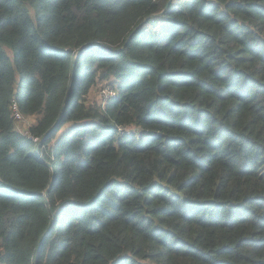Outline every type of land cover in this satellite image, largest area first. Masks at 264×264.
<instances>
[{
    "label": "trees",
    "instance_id": "16d2710c",
    "mask_svg": "<svg viewBox=\"0 0 264 264\" xmlns=\"http://www.w3.org/2000/svg\"><path fill=\"white\" fill-rule=\"evenodd\" d=\"M0 264H264V0H0Z\"/></svg>",
    "mask_w": 264,
    "mask_h": 264
},
{
    "label": "rangeland",
    "instance_id": "374dc122",
    "mask_svg": "<svg viewBox=\"0 0 264 264\" xmlns=\"http://www.w3.org/2000/svg\"><path fill=\"white\" fill-rule=\"evenodd\" d=\"M106 81H98L88 92L86 98L88 102L101 103L103 99L102 89ZM35 121L34 116H25L20 121H15V127L21 131H27L28 126ZM66 123L62 129H64Z\"/></svg>",
    "mask_w": 264,
    "mask_h": 264
},
{
    "label": "built area",
    "instance_id": "2783aa9c",
    "mask_svg": "<svg viewBox=\"0 0 264 264\" xmlns=\"http://www.w3.org/2000/svg\"><path fill=\"white\" fill-rule=\"evenodd\" d=\"M115 93H116L115 87L111 84L105 83L102 89L103 98L111 97ZM12 112H13V117L15 121H20L22 118L25 117L19 112L15 101L12 102Z\"/></svg>",
    "mask_w": 264,
    "mask_h": 264
},
{
    "label": "water",
    "instance_id": "95a60500",
    "mask_svg": "<svg viewBox=\"0 0 264 264\" xmlns=\"http://www.w3.org/2000/svg\"><path fill=\"white\" fill-rule=\"evenodd\" d=\"M46 192H47V190H46ZM43 241H44V237L41 239L40 244L38 245V248H37L38 251H39L40 246H41V243H42Z\"/></svg>",
    "mask_w": 264,
    "mask_h": 264
}]
</instances>
